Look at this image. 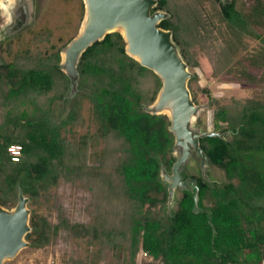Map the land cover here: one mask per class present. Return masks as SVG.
<instances>
[{
	"label": "trees",
	"instance_id": "trees-1",
	"mask_svg": "<svg viewBox=\"0 0 264 264\" xmlns=\"http://www.w3.org/2000/svg\"><path fill=\"white\" fill-rule=\"evenodd\" d=\"M156 1L152 11L167 14L158 27L171 32L192 70V102L196 93L208 98L210 131L197 130L220 136L198 145L224 180L188 174L185 163L180 174L194 186L176 190L169 210L160 174L176 160L174 139L168 118L146 111L158 77L126 55L115 32L82 53L72 84L46 29L0 41V206L14 207L19 193L37 206L61 181L78 183L90 194L89 222L51 223L32 209L25 235L32 248L53 244L63 230L96 247L90 264H136L139 254L150 260L143 264H264V0ZM198 53L208 80L248 85L252 95L212 97L194 71ZM13 144L21 147L16 162L7 152Z\"/></svg>",
	"mask_w": 264,
	"mask_h": 264
},
{
	"label": "water",
	"instance_id": "water-1",
	"mask_svg": "<svg viewBox=\"0 0 264 264\" xmlns=\"http://www.w3.org/2000/svg\"><path fill=\"white\" fill-rule=\"evenodd\" d=\"M81 1V24L76 36L60 50V70L74 84L77 80L76 66L82 53L106 35L117 32L124 41L126 55L158 77L160 88L146 111L168 118V131L174 139L173 148L179 149L169 173L161 171L160 174L162 182L167 183L169 206L176 189H191L194 186V180H181L179 175L192 152L199 158L200 170L203 171L205 167L206 158L199 149V139L220 135L200 132L191 125L199 111L187 87L191 74L172 41L171 32L158 27L167 14L159 10L152 11L156 0ZM12 8H15L14 24L0 30V41L14 35L25 24L27 11L24 0H14ZM196 191L195 188L193 210H199ZM27 203L28 199L19 193L13 208L0 206V264L14 258L29 245L25 240V235L30 232Z\"/></svg>",
	"mask_w": 264,
	"mask_h": 264
},
{
	"label": "rangeland",
	"instance_id": "rangeland-1",
	"mask_svg": "<svg viewBox=\"0 0 264 264\" xmlns=\"http://www.w3.org/2000/svg\"><path fill=\"white\" fill-rule=\"evenodd\" d=\"M4 7L0 8V30L10 27L14 24L15 8L14 0H0ZM26 6V21L18 32L24 40L30 38V31L48 30L51 33L50 40L60 47H65L78 33L82 17L80 15L79 1L71 0H24ZM10 20V22H9ZM15 33V34H16ZM12 36V35H11ZM9 36V37H11ZM58 38L62 39L59 44ZM64 44V45H63ZM0 59H3L0 57ZM199 68L194 69L199 77V85L206 87L212 97H225L243 99L252 95V89L248 85L235 84L226 81L208 80L210 77V66L208 61L199 53L196 56ZM192 72L191 69H188ZM69 104V98L58 106L59 116L64 115ZM195 106L198 108V114L192 121L193 129L200 131L202 128L209 127L211 110L208 104V98L202 93H196ZM210 131V129H207ZM83 129H77L75 133H82ZM208 131V132H209ZM74 132V131H73ZM67 129L61 131V136L69 137ZM177 153L172 151V155ZM188 174H198L204 176L208 182L219 184L224 180L222 172L210 165H205L203 171L199 168V161L192 155L186 162L184 169ZM175 194V191H174ZM174 196L169 205V210L176 209ZM179 198V196H177ZM90 200V194L84 190L78 183L60 182L58 186L50 192L48 199L40 198L36 205L27 203V209H35L37 214L45 216L51 223H57L59 216L64 217L69 223L89 222V216L86 213V206ZM13 208V206L11 207ZM9 208V209H11ZM7 209V208H5ZM28 242V241H26ZM29 243V242H28ZM96 247L88 246L85 240L74 239L66 231H60L53 244L32 248L28 245L22 248L14 258L6 260L4 264H75L76 261L90 264V259L95 252ZM149 259L139 254L136 264L149 263ZM99 264H105L99 262ZM158 264V263H153Z\"/></svg>",
	"mask_w": 264,
	"mask_h": 264
},
{
	"label": "built area",
	"instance_id": "built-area-1",
	"mask_svg": "<svg viewBox=\"0 0 264 264\" xmlns=\"http://www.w3.org/2000/svg\"><path fill=\"white\" fill-rule=\"evenodd\" d=\"M7 152L10 156L11 161L16 162L20 158L21 147L19 145H16V144L10 145L7 148Z\"/></svg>",
	"mask_w": 264,
	"mask_h": 264
},
{
	"label": "flooded vegetation",
	"instance_id": "flooded-vegetation-1",
	"mask_svg": "<svg viewBox=\"0 0 264 264\" xmlns=\"http://www.w3.org/2000/svg\"><path fill=\"white\" fill-rule=\"evenodd\" d=\"M174 151L177 153L176 155L178 156V155H179V149L176 148V149H174ZM192 155H195V153L192 152L191 155L189 156V158H191ZM175 157H176V156H175ZM176 158H177V157H176ZM189 158H188V159H189ZM182 169H183V168L181 167V170L179 171L180 179H181V180L188 179V178H183V177H182L183 175L180 174V173H183ZM203 177H204V176H203ZM166 184H167V183H166ZM176 190H178V189H176ZM176 190H175V191H176Z\"/></svg>",
	"mask_w": 264,
	"mask_h": 264
},
{
	"label": "clouds",
	"instance_id": "clouds-1",
	"mask_svg": "<svg viewBox=\"0 0 264 264\" xmlns=\"http://www.w3.org/2000/svg\"><path fill=\"white\" fill-rule=\"evenodd\" d=\"M9 2L12 3L13 0H9ZM2 7H4V5L2 3H0V8H2ZM9 22H10V20H9Z\"/></svg>",
	"mask_w": 264,
	"mask_h": 264
}]
</instances>
